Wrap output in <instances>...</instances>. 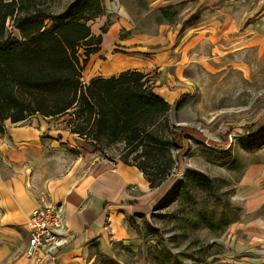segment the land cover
Instances as JSON below:
<instances>
[{"label": "rangeland", "instance_id": "rangeland-1", "mask_svg": "<svg viewBox=\"0 0 264 264\" xmlns=\"http://www.w3.org/2000/svg\"><path fill=\"white\" fill-rule=\"evenodd\" d=\"M72 1L34 3L57 13ZM99 2L102 13L87 24L101 43L81 81L125 70L145 74L147 86L169 104L152 129L169 139V126L181 125L192 128V137L169 147L174 164L160 185L161 207L128 218L129 235L114 236L105 247L94 244L85 264H264V0ZM5 34L20 38L11 18ZM78 54L83 61L85 48ZM73 111L4 124L33 126L65 173L78 154L94 153L110 166L125 154L153 164L123 139L103 144L69 133Z\"/></svg>", "mask_w": 264, "mask_h": 264}, {"label": "trees", "instance_id": "trees-1", "mask_svg": "<svg viewBox=\"0 0 264 264\" xmlns=\"http://www.w3.org/2000/svg\"><path fill=\"white\" fill-rule=\"evenodd\" d=\"M34 2L0 0V132L7 119L16 123L32 115L58 117L74 109L67 122L69 133L103 144L123 139L134 146L131 152L140 149L139 157H151L150 167L136 158L130 161L129 154L120 159L136 166L151 188L160 187L174 164L169 147L180 148L187 135L192 137V128L170 125L169 139L152 129L155 119L166 117L169 104L147 86L141 72L125 70L86 84L81 81L88 56L101 43V36L93 35L87 24L102 13L99 0H91L93 5L74 0L57 13L37 8ZM7 18L20 38L6 36Z\"/></svg>", "mask_w": 264, "mask_h": 264}, {"label": "crops", "instance_id": "crops-1", "mask_svg": "<svg viewBox=\"0 0 264 264\" xmlns=\"http://www.w3.org/2000/svg\"><path fill=\"white\" fill-rule=\"evenodd\" d=\"M93 154H78L77 164L65 173L33 126L0 132V264H29L26 222L36 206H61L68 229L67 242L44 264H85L94 244L105 247L114 236L125 238L128 218L142 217L163 202L160 187L151 188L136 166H110ZM15 248L23 255L15 256Z\"/></svg>", "mask_w": 264, "mask_h": 264}, {"label": "built area", "instance_id": "built-area-1", "mask_svg": "<svg viewBox=\"0 0 264 264\" xmlns=\"http://www.w3.org/2000/svg\"><path fill=\"white\" fill-rule=\"evenodd\" d=\"M26 226L29 237L25 254L29 264H44L45 259H52L56 250L67 242L68 229L61 206H36Z\"/></svg>", "mask_w": 264, "mask_h": 264}]
</instances>
